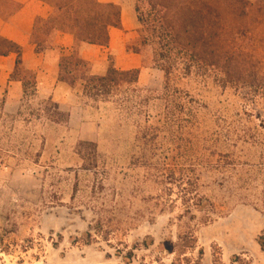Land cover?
<instances>
[{"label":"rangeland","instance_id":"obj_1","mask_svg":"<svg viewBox=\"0 0 264 264\" xmlns=\"http://www.w3.org/2000/svg\"><path fill=\"white\" fill-rule=\"evenodd\" d=\"M243 1L244 13L237 0L217 3L231 32L229 43L243 49L264 76V0ZM191 87L199 89L195 95L205 107L204 135L212 137L207 155L218 149L243 162L260 161L264 97L214 83L207 87L200 80ZM142 90L109 99L74 94L72 101L84 108L83 119L97 133L94 140H83L80 130L70 128L69 114L54 100L27 99L21 112L10 116L0 99V264H264L258 241L264 209L219 187L220 175L207 177L200 191L220 214L208 223L205 212L186 214L179 186L168 180L173 166L183 162L181 153H168L167 131L155 146L142 140L164 111ZM69 92L61 85L56 98ZM217 131L225 136L230 131L232 140L222 137L215 144ZM242 132L246 143L234 147ZM80 142L97 145L96 154L92 147L79 148L85 169ZM98 222L102 230H91ZM89 233L95 240L86 245ZM184 236L188 239L180 241ZM186 243L192 248L184 255L172 252Z\"/></svg>","mask_w":264,"mask_h":264},{"label":"trees","instance_id":"obj_2","mask_svg":"<svg viewBox=\"0 0 264 264\" xmlns=\"http://www.w3.org/2000/svg\"><path fill=\"white\" fill-rule=\"evenodd\" d=\"M12 1L0 0V14L6 18L17 10ZM42 1L55 11L48 19L36 20L31 41L38 54L59 57L60 84L79 88L91 99H109L125 91L145 92L139 87L140 69L119 71L112 55L105 74L99 76L92 73V65L82 58L86 47H110L109 29L122 28L119 6L102 4L98 0ZM236 4L238 11L243 12L244 1L237 0ZM220 9L217 0H136L140 28L127 45L128 52L141 56L144 67L158 69L164 76L163 90L150 91L155 96L154 102L163 104V115H160L157 127L151 128V134L144 133V145L155 146L163 130L167 131L168 153H181L183 159L182 163L173 166V171L168 170L172 172L168 180L172 186H179L186 214L192 215L193 210L205 212L206 223L220 214L218 207L200 193L206 187V178H214V175L222 177L217 182L219 187L237 192L242 201L253 202L255 207L264 209V157L257 163H250L234 157V153L218 149L207 155L212 137L208 139L204 135L208 123L202 114L205 107L195 95L199 89L191 87V81L200 80L207 87L214 83L224 89L249 90L254 96L264 97V76L248 62V54L243 49L229 43L231 32L224 25ZM59 33L74 37L71 55L56 46ZM10 54L17 55L16 70L11 79L22 82L24 100L36 99L37 74L25 68L22 46L0 37V56ZM251 71L252 76H244ZM145 101L150 105L153 100ZM242 133L236 135L234 147L247 136L246 132ZM214 136L215 144H219L222 137L230 138V131L226 136L217 131ZM85 145L92 147L96 154V144L80 142V157V149ZM85 160L82 157L84 169ZM91 230L99 232L102 224L98 222ZM87 238L86 245L93 244L95 239L91 233ZM179 239L183 242L188 238ZM258 241L264 252V234ZM190 248L191 243H186L176 246L172 252L184 255ZM128 256L131 259L133 252Z\"/></svg>","mask_w":264,"mask_h":264},{"label":"crops","instance_id":"obj_3","mask_svg":"<svg viewBox=\"0 0 264 264\" xmlns=\"http://www.w3.org/2000/svg\"><path fill=\"white\" fill-rule=\"evenodd\" d=\"M102 4H113L121 8L122 28H110V47H86L82 58L92 65V73L104 75L110 56H114L115 65L119 71L140 69L139 87L151 92H160L164 85L163 73L158 69L143 66L139 55L128 52L127 45L136 36L140 22L136 14V0H98ZM17 10L8 18L0 14V37H3L23 48V61L26 69L37 74V100H54L58 103L61 112L69 114L68 125L83 133V140L97 133L90 130L91 124L84 120V108L72 99L79 88L56 98L57 91L62 84L58 82V56L38 54L36 46L31 41L37 19H48L54 14V8L42 0H13ZM56 46L71 55L74 49V37L70 34L59 33L55 39ZM17 55L0 56V99L5 114L18 115L23 107L24 87L22 82L12 80L16 70ZM81 92V91H80ZM82 93V92H81ZM83 95V94H82ZM90 136V137H89Z\"/></svg>","mask_w":264,"mask_h":264}]
</instances>
